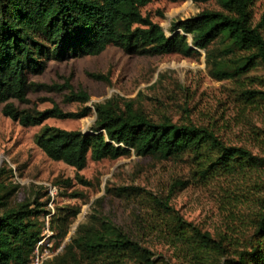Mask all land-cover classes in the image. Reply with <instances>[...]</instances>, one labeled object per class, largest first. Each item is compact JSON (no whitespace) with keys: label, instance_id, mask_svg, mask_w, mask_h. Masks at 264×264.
I'll return each instance as SVG.
<instances>
[{"label":"rangeland","instance_id":"rangeland-1","mask_svg":"<svg viewBox=\"0 0 264 264\" xmlns=\"http://www.w3.org/2000/svg\"><path fill=\"white\" fill-rule=\"evenodd\" d=\"M203 9L219 6L215 1L153 0L141 13L169 35L173 21ZM252 16L253 24L264 20V0L254 3ZM259 30L264 37V22ZM242 56L222 40L192 57L131 55L108 46L96 56L51 60L41 74L28 76L31 82L48 85H63L68 79L73 93L88 96L85 103L67 102V89L31 91L27 103L12 101L20 109L56 106L63 113H85L81 118H48L37 126H22L0 112V203L4 206L0 213L22 205L39 207L41 264L63 255L79 226L98 227L103 221L149 248L158 264H192L179 245L164 236L172 214L220 243L218 254L208 258L213 264L236 262L255 249L260 250L259 264H264V239L255 235L257 222L264 217V165L230 176L202 174L214 153L160 158L131 151L114 159L87 157L84 168L77 170L50 160L34 142L43 126L89 131L94 105L110 101L122 110L128 105L141 111L153 121L166 117L177 124L207 128L226 145L243 147L264 161V96L245 94L264 93V65L257 62L238 74ZM49 187L55 189L52 198Z\"/></svg>","mask_w":264,"mask_h":264},{"label":"trees","instance_id":"trees-1","mask_svg":"<svg viewBox=\"0 0 264 264\" xmlns=\"http://www.w3.org/2000/svg\"><path fill=\"white\" fill-rule=\"evenodd\" d=\"M152 1L0 0L2 115L22 126H37L48 118H81L85 113H63L56 106L42 111L20 109L12 101L27 103L31 91L67 89V102L85 103L86 93H73L68 79L63 85H48L31 82L28 76L41 74L51 60L96 56L108 46H116L131 55L192 57L198 50H207L214 41L222 40L243 54L236 68L238 74L247 72L257 62L264 65V37L259 30L264 20L253 24L252 16V6L258 0H194L215 1L219 9H203L173 21L169 35L141 13ZM90 76L104 79L93 73ZM254 93L264 96V93L245 91L251 97ZM94 113L89 131L43 126L34 138L35 145L50 160L77 170L84 168L87 157L114 159L131 151L137 156L160 158L187 152L214 153L206 160L202 174L211 171L230 176L264 165L261 158L247 149L226 145L204 127L177 124L166 117L153 121L141 111L128 105L122 110L110 101L94 105ZM161 206L168 209L165 204ZM0 208H4L2 203ZM40 212L38 206L22 205L0 213V264H28L41 231ZM165 227L164 236L179 245L192 264H213L208 258L218 254L221 246L208 232L175 214ZM255 235L264 239V217L258 220ZM259 252L252 250L241 254L236 262L228 260L224 264H259ZM152 256L149 248L103 221L98 227L79 226L64 246V254L45 264H158Z\"/></svg>","mask_w":264,"mask_h":264},{"label":"built area","instance_id":"built-area-1","mask_svg":"<svg viewBox=\"0 0 264 264\" xmlns=\"http://www.w3.org/2000/svg\"><path fill=\"white\" fill-rule=\"evenodd\" d=\"M48 194H49V196H51V198L54 197L55 189L49 187ZM49 208L52 209V205H49ZM40 244H41V242H38V243L35 244L34 254H33V257L31 258L29 264H41L42 257H41V255H39V252H38V246Z\"/></svg>","mask_w":264,"mask_h":264}]
</instances>
